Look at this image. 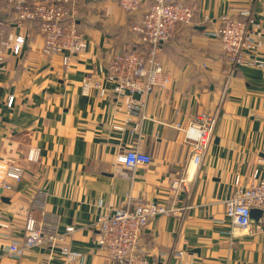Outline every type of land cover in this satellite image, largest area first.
Wrapping results in <instances>:
<instances>
[{"label": "crops", "instance_id": "0c3cea01", "mask_svg": "<svg viewBox=\"0 0 264 264\" xmlns=\"http://www.w3.org/2000/svg\"><path fill=\"white\" fill-rule=\"evenodd\" d=\"M119 1L68 6L87 44L67 65L60 54L43 53L38 23L15 28L12 11L0 8L4 34L27 36L19 55H6L0 74V162L24 169L21 181L0 190V223L7 225L0 226V264L58 263L54 253L39 248L20 257L5 253L11 240L22 237L26 217L40 219L42 209L59 232L74 227L65 242L82 256L72 264H113L96 243L93 223L129 198L179 209L141 231L138 245L155 264H264V232L235 229L223 203L235 176L249 186L264 157V68L232 66L214 34L225 11L235 18L249 11L264 31V0H177L192 9L193 18L160 48L168 85L149 95L144 117L133 114L123 130L113 124L124 123L125 99H115L104 82L106 65L116 53H145L135 27L152 0L133 11ZM262 41L264 57V34ZM88 77L107 88L103 95L84 93ZM200 113L217 115L214 139L194 179L191 167L176 190L171 184L182 177L191 154L183 129ZM130 147L151 162L126 169L118 156ZM32 149L35 161L28 160Z\"/></svg>", "mask_w": 264, "mask_h": 264}, {"label": "built area", "instance_id": "2783aa9c", "mask_svg": "<svg viewBox=\"0 0 264 264\" xmlns=\"http://www.w3.org/2000/svg\"><path fill=\"white\" fill-rule=\"evenodd\" d=\"M78 0H6V6L14 16V27L23 28L27 23L39 21V33L42 37V51L50 56L60 54L62 63L67 65L72 56L82 54L86 48V39L76 26L74 7ZM146 0H120V6L126 11L139 9ZM244 18H235L225 11L221 15V25L214 33L232 66H250L264 68L263 27L249 11L241 13ZM192 9L177 0H154L149 10L135 27L141 35L145 53L128 51L116 53L108 61L104 82L115 99H125L124 123L113 124L114 129L123 130L126 122L135 113L144 117L143 110L149 95L161 93L168 85L170 74L164 70L159 51L162 44L176 35L179 25L191 23ZM26 34L12 30L6 35L0 29V74L6 69L5 57L8 53L19 55L27 41ZM84 93L97 90L101 95L107 88L100 82L85 78L82 83ZM139 96V98H137ZM13 98L9 97L10 106ZM217 115L200 113L183 129L185 141L191 145V154L184 174L173 181L171 187L179 189L187 180L192 167V179L196 176L209 146L214 139ZM179 127V126H177ZM180 128V127H179ZM37 150L28 153V160L35 161ZM118 162L126 169L151 162L148 154L137 147H130L118 156ZM24 169L20 165L0 162V190H9L11 183L21 181ZM191 179V180H192ZM224 216L235 228L247 234L264 232V157L258 160L251 175L249 186L241 184L235 176L233 190L223 199ZM257 208L263 211L259 224L250 221V211ZM179 209L174 206L144 203L127 199L122 205L113 208L109 214L100 215L93 223L96 229V243L113 264H155L148 260L144 248L138 245L139 236L145 225L159 216L176 215ZM0 226L6 227L4 223ZM73 226H67L59 232L57 222L43 209L40 219L28 216L23 226L22 237L13 239L5 247V253L20 257L26 251L39 248L57 256L56 264H72L81 259L82 254L70 248L65 239L73 232ZM177 252L176 256H180Z\"/></svg>", "mask_w": 264, "mask_h": 264}, {"label": "water", "instance_id": "95a60500", "mask_svg": "<svg viewBox=\"0 0 264 264\" xmlns=\"http://www.w3.org/2000/svg\"><path fill=\"white\" fill-rule=\"evenodd\" d=\"M263 211L257 208H253L250 211V221L255 224H259L261 222Z\"/></svg>", "mask_w": 264, "mask_h": 264}, {"label": "trees", "instance_id": "16d2710c", "mask_svg": "<svg viewBox=\"0 0 264 264\" xmlns=\"http://www.w3.org/2000/svg\"><path fill=\"white\" fill-rule=\"evenodd\" d=\"M30 1V3H32V2H34V1H38V0H29ZM147 2H148V0H146L145 2H144V4L141 6V7H143L144 5H146L147 4ZM154 2V0H152L151 1V4H150V6L152 5V3ZM2 5H7L6 4V0H0V8L2 7ZM150 6H149V8H150ZM140 7V8H141ZM139 8V9H140ZM149 10V9H148ZM33 22H35L36 24L38 23L39 24V21L38 20H34ZM3 28V23L0 21V29H2ZM163 45V44H162ZM135 50V49H134ZM135 51H137L138 53H140L138 50H135ZM141 54V53H140Z\"/></svg>", "mask_w": 264, "mask_h": 264}]
</instances>
